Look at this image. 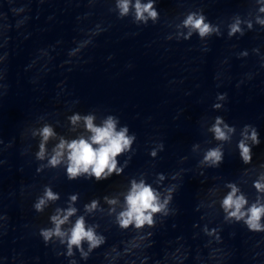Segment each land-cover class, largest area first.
I'll use <instances>...</instances> for the list:
<instances>
[{
	"label": "clouds",
	"instance_id": "clouds-1",
	"mask_svg": "<svg viewBox=\"0 0 264 264\" xmlns=\"http://www.w3.org/2000/svg\"><path fill=\"white\" fill-rule=\"evenodd\" d=\"M89 2L91 3L92 0H89ZM254 3L256 14L250 19H245L239 14L232 16L230 22L226 25L228 38L236 35L243 36L245 31L252 30L254 25L264 28V0H254ZM156 4L157 0H113L111 10H114L118 19L130 17L134 24L147 25L149 21L155 23L159 18L160 13ZM176 27L178 29L176 32L177 40H188L195 34L201 41H205L212 35L217 37L221 35L220 25L208 20L202 10L187 11ZM102 30L100 25L97 24L94 30L90 31L89 38L77 42L76 47L70 49L68 55L70 57L75 56L91 42L92 36L97 35ZM167 39H172V36L169 35ZM252 51L259 54L258 48H253ZM44 54L46 55V53ZM248 54V50L243 49L237 55L238 57H247ZM4 59L5 56L0 55V62H3ZM261 66L264 67V57H261ZM0 79H3L2 75H0ZM226 99V93L218 92L215 101L211 105L212 109L219 110L223 108ZM67 120L73 128L82 125L87 135L81 134L71 139L60 136L49 151V140L57 137L53 126L45 123L35 129L32 135L34 137L38 136L39 142L33 155L35 160L43 162L36 167V172H41L45 167L56 168L62 165L68 180L83 176L99 182L113 175L120 176L123 173L124 165L118 164L117 157L132 150L136 140L135 134H130L126 125H119L118 118L113 115H108L99 123H96L94 113L72 112L67 116ZM208 131L215 141L221 143L209 147L203 152L198 162L201 169L218 168L221 165L225 155L222 144L232 139L236 127L226 122L222 116L217 115L213 117ZM0 143H3V141H0ZM260 143V134L257 128L252 124H244L240 129L239 139L235 145L238 157L243 164L248 165L251 163L252 149ZM192 147L195 149L197 145L194 144ZM163 149L164 144L160 142L157 147L149 150L148 155L155 158L158 151H163ZM0 163H3V161H0ZM258 168L264 169V163H261ZM247 170L244 169V171ZM178 177H180L179 172H174L171 175V179L174 181ZM164 180L165 175L157 173V182ZM224 187L227 191L218 201L224 221L242 223L250 232H264V171L258 172L255 179L252 180V187L255 189L257 196L251 202L235 182L228 181ZM175 191V184L162 192L146 182L144 178H131L128 181L126 191L122 194V201L111 195L92 198L84 204V212L91 214L97 211L100 208L101 200L108 205L109 215L114 214L115 225L121 230L131 228L136 233L128 242L129 246L124 249V252L127 253L152 235L151 231L142 232L141 230L153 228L157 214L167 216L172 212L169 205ZM59 198V193L53 191L50 185L45 184L41 193L33 201L32 208L35 212L42 213L45 208ZM77 199L78 194H70L66 207H57L49 214L48 222L50 226L41 227L38 230V235L45 246L49 243H59L63 246V251L57 252V255L69 258L68 264H77L75 259L77 252L80 260L87 261L93 250L106 242V237L98 231V224L89 223L83 214L77 215L78 209L74 206ZM118 204L120 205L119 211L116 210ZM197 209H199V205ZM72 217H75V219H70ZM4 219H6V216L0 215V220ZM193 226L196 227V225ZM201 231L219 242L218 228H210L204 225ZM110 252H116L115 246L110 249ZM105 258H109L108 252L105 253ZM111 260H115V256H112ZM146 260L147 257L141 261V264H146Z\"/></svg>",
	"mask_w": 264,
	"mask_h": 264
}]
</instances>
